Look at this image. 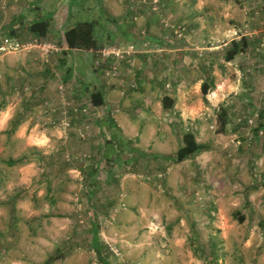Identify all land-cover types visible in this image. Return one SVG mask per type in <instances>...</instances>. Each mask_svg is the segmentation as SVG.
<instances>
[{
  "label": "rangeland",
  "instance_id": "rangeland-1",
  "mask_svg": "<svg viewBox=\"0 0 264 264\" xmlns=\"http://www.w3.org/2000/svg\"><path fill=\"white\" fill-rule=\"evenodd\" d=\"M33 2L0 0V41L31 45L0 51V264H264V0ZM44 14L43 37L21 25ZM81 21L98 49L66 46ZM242 34L253 45L224 61ZM185 132L203 148L177 163Z\"/></svg>",
  "mask_w": 264,
  "mask_h": 264
},
{
  "label": "trees",
  "instance_id": "trees-1",
  "mask_svg": "<svg viewBox=\"0 0 264 264\" xmlns=\"http://www.w3.org/2000/svg\"><path fill=\"white\" fill-rule=\"evenodd\" d=\"M34 2L31 5H36L37 0H33ZM51 15L44 14L41 17L33 18L30 21H23L21 25L28 30L29 33L37 35V36H45L48 32L49 24L51 21ZM95 22L93 21H81L76 23L75 25L65 29L63 31V41L65 42L68 49H90L95 48L98 49L100 47V41L95 36ZM9 33H13L14 29L10 28ZM249 42L246 37L242 36L239 40H231L226 48H224V61L232 60L238 53L245 51L248 47ZM213 86L212 78H206L200 84V90L203 95H206ZM86 91H89L88 89ZM90 102L93 106H99L104 103L103 92L100 90H90L89 91ZM162 108L171 109L174 105V101L168 95H164L162 97ZM220 115V113L218 114ZM221 115H223L221 113ZM225 116V115H224ZM222 116L221 118H223ZM222 120V119H221ZM224 124V120H222ZM183 142L184 144L179 147V149L175 153V158L173 161L179 163L190 156L197 154L200 150H202L203 146L199 144L193 133L185 132L183 134ZM239 220L243 221L244 217L239 216ZM93 249L98 256L99 259H102V254L100 253V245L101 241L98 237L97 230L93 233ZM103 261V260H102Z\"/></svg>",
  "mask_w": 264,
  "mask_h": 264
},
{
  "label": "crops",
  "instance_id": "crops-1",
  "mask_svg": "<svg viewBox=\"0 0 264 264\" xmlns=\"http://www.w3.org/2000/svg\"><path fill=\"white\" fill-rule=\"evenodd\" d=\"M133 16H135V15H133ZM199 19V18H198ZM197 31H198V29H197ZM202 34H203V32H201ZM106 35V34H105ZM199 35H201V34H199ZM242 36H244L243 34L240 36V38L242 37ZM244 37H246V36H244ZM239 38V39H240ZM247 38V37H246ZM163 39H169V38H165V37H163ZM239 39H235V40H239ZM247 40H248V42H249V45H248V47L249 46H251V45H253V43L247 38ZM168 41H170V42H164V43H162V44H164V45H166V48L164 47H158L160 50H164V49H175V48H177V47H175L174 45H172V41L171 40H168ZM146 43L148 44V46H150V47H152V42H151V40H147L146 41ZM192 45V47H193V45H196V46H194L193 48L195 49H198V48H203L202 47V45H200V44H197V42H194L193 44H191ZM149 47V48H150ZM248 47L245 49L246 51H248ZM185 48H189V46L188 45H186V47ZM193 48H191V49H193ZM158 49V50H159ZM72 50H74V49H72ZM77 50V49H76ZM156 50V48L154 49V51ZM245 51V52H246ZM244 52V51H243ZM72 53H74V52H72ZM82 53V51H77V56L76 57H74V59H75V64H77V62H79V60L81 59V57H80V55H82L81 54ZM85 54V58H87L88 57V55H90L91 54V52H89V51H85L84 52ZM148 53H151L150 51H148ZM242 54V53H241ZM91 57H92V55H91ZM52 71H54V68L52 69ZM199 77H200V73H199ZM198 77V78H199ZM205 80V79H204ZM213 80V79H212ZM201 82H203V80H200ZM201 84V83H200ZM215 84V83H214ZM96 90H99V86H98V88L96 89ZM166 95H168V94H166ZM172 99H174V98H172ZM175 102V101H174ZM180 108V105H178V104H175V108L176 109H179ZM182 115V114H181ZM116 125H118L119 127H120V125L119 124H116ZM32 132H34L33 131V129H31V131L30 132H28L27 131V127L25 126V124H22L21 125V127L18 129V132H17V135H20L21 137H22V139H26V140H28V145H37V147H39V146H41V145H47L48 143L51 145L52 143L50 142L51 140H50V138L47 136V135H45V134H43L42 133V135H39V137L38 138H36L37 140H39L40 141V143H41V145H38L37 144V140H35V138H34V136H35V133H32ZM58 133H57V131H56V135H57ZM43 187H44V196H43V198H45V199H48V203H50V204H55L56 206H58L59 204H58V200H56V201H54V198H53V201H51V199H52V195L54 194V195H56L57 194V192L55 191V193L54 192H51V190H50V188H47V187H45L44 185H43ZM54 223H56V224H58L57 222H55L54 221Z\"/></svg>",
  "mask_w": 264,
  "mask_h": 264
},
{
  "label": "built area",
  "instance_id": "built-area-1",
  "mask_svg": "<svg viewBox=\"0 0 264 264\" xmlns=\"http://www.w3.org/2000/svg\"><path fill=\"white\" fill-rule=\"evenodd\" d=\"M31 47V45H26L18 42L15 39L9 38V37H4L0 41V51H18L21 49H27ZM132 51V46H130L126 50H121V49H115V48H106L104 47L102 50H100V56L103 58H108L109 56H114L116 59L122 58L124 54H129ZM107 75H114L116 73V68L113 67L111 71L106 72ZM256 115V114H254ZM253 118L248 119V123H252ZM69 126L67 122H62L60 125L61 130L64 132L65 129ZM109 250L112 252L114 255L118 256L119 255V250L114 246V245H109Z\"/></svg>",
  "mask_w": 264,
  "mask_h": 264
}]
</instances>
